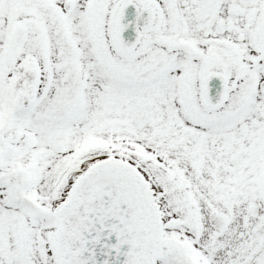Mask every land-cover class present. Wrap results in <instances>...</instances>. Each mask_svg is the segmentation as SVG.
I'll list each match as a JSON object with an SVG mask.
<instances>
[{
	"label": "snow or ice",
	"instance_id": "obj_1",
	"mask_svg": "<svg viewBox=\"0 0 264 264\" xmlns=\"http://www.w3.org/2000/svg\"><path fill=\"white\" fill-rule=\"evenodd\" d=\"M0 264H264V0H0Z\"/></svg>",
	"mask_w": 264,
	"mask_h": 264
}]
</instances>
